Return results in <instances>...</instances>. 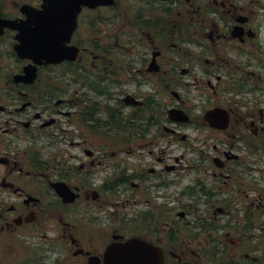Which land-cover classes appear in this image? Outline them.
Wrapping results in <instances>:
<instances>
[{
  "label": "flooded vegetation",
  "instance_id": "flooded-vegetation-1",
  "mask_svg": "<svg viewBox=\"0 0 264 264\" xmlns=\"http://www.w3.org/2000/svg\"><path fill=\"white\" fill-rule=\"evenodd\" d=\"M138 1L153 4L154 39L81 45L76 68L90 57V73L67 84L60 64L26 74L33 60L19 55L20 31L5 23L20 26L38 0H0V264H104L107 247L131 237L159 248L164 264H264V173L254 156L264 141V25L253 0ZM178 30L199 35L196 56L159 36ZM193 89L216 102L203 110ZM214 106L227 128L204 123ZM170 108L189 122L172 121ZM115 109L125 128L116 150L96 135L113 126ZM182 127L206 129L188 158L176 153L177 138L188 139ZM184 159L188 202L162 201ZM53 181L75 200L63 202Z\"/></svg>",
  "mask_w": 264,
  "mask_h": 264
},
{
  "label": "water",
  "instance_id": "water-1",
  "mask_svg": "<svg viewBox=\"0 0 264 264\" xmlns=\"http://www.w3.org/2000/svg\"><path fill=\"white\" fill-rule=\"evenodd\" d=\"M112 0H44L43 9L35 11L34 27L30 33L34 52L44 55L49 61L73 58L71 48L64 44L75 25V17L81 5H94ZM113 264H145L140 254L126 252L111 258ZM157 264H162L158 262Z\"/></svg>",
  "mask_w": 264,
  "mask_h": 264
},
{
  "label": "rangeland",
  "instance_id": "rangeland-1",
  "mask_svg": "<svg viewBox=\"0 0 264 264\" xmlns=\"http://www.w3.org/2000/svg\"><path fill=\"white\" fill-rule=\"evenodd\" d=\"M264 4V0H262ZM252 5H261L260 3H253ZM141 4L136 0H118V4L116 8L113 9H103L100 12H85L81 17V23L79 25V30L77 37L86 41L87 43L97 42L103 43L109 40L112 42L113 40L116 42V37L121 35L122 32L125 33L124 42L127 40V36L129 37V43H141L142 40L139 39L140 29L138 30V19H140ZM99 17V19H97ZM94 19L96 25L87 23L89 19ZM137 37V39H135ZM95 40V41H94ZM176 40V39H174ZM123 41V40H121ZM188 47L192 49L191 45L188 44ZM195 51V49H192ZM117 66L113 72H110L111 75L115 76L117 71L121 68H124V64L122 62V58L120 61L116 62ZM113 103L116 106L118 104L119 97L122 96V92L113 91ZM98 139H106L104 135L97 134ZM119 139V138H118ZM116 140V139H114ZM120 144V141H117L112 146H117ZM180 144V143H179ZM262 153V152H261ZM264 157V154H263ZM119 158L115 159V161L119 160ZM259 167L264 171V164H260ZM182 177H178L177 186L173 187L172 190L178 192L182 186H185L187 183V174L185 172L182 173ZM171 190V189H170ZM177 195V194H176ZM175 195V196H176ZM185 201V200H183ZM260 229L257 228L252 230V232L260 233Z\"/></svg>",
  "mask_w": 264,
  "mask_h": 264
}]
</instances>
